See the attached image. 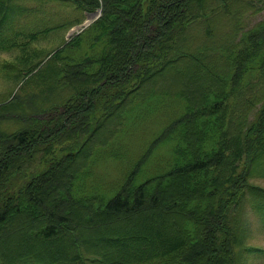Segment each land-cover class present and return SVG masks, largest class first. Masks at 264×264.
<instances>
[{
    "label": "trees",
    "instance_id": "16d2710c",
    "mask_svg": "<svg viewBox=\"0 0 264 264\" xmlns=\"http://www.w3.org/2000/svg\"><path fill=\"white\" fill-rule=\"evenodd\" d=\"M30 1L38 0H0V50L16 48V18L43 13L44 1L81 18L66 23L61 13L27 27L20 49L84 12L100 15L12 67L16 85L0 96V229L18 224L33 246L63 232L81 244L99 231L108 247L92 253L109 264H229L243 242L234 217L242 206L264 231V190L251 180H264V17L256 18L264 0H43L35 9ZM158 98L176 101L171 115L116 188L101 190L94 160L128 115ZM167 142L165 168L144 174ZM161 229L172 236L160 239ZM21 244L1 247L4 264H45L37 247L14 252Z\"/></svg>",
    "mask_w": 264,
    "mask_h": 264
},
{
    "label": "rangeland",
    "instance_id": "374dc122",
    "mask_svg": "<svg viewBox=\"0 0 264 264\" xmlns=\"http://www.w3.org/2000/svg\"><path fill=\"white\" fill-rule=\"evenodd\" d=\"M43 0L30 1L27 3L28 8H36L38 3H42ZM44 9L43 13L32 14L33 17H30L31 11L27 9L23 17L19 15L15 20L14 31L16 33L23 32L28 28L35 27L37 23L43 20L49 22L50 17L56 14H64L63 19L66 23L72 21L73 19H80V12L78 9H69L65 4L56 3V1H44L42 4ZM263 11V12H262ZM256 18L264 17V10H262ZM93 13L95 16L100 15V9H97L93 12H84L82 16V22L86 19L88 14ZM28 15L27 17H25ZM97 16V17H98ZM51 21V20H50ZM54 21V20H52ZM80 22L79 25L82 23ZM26 24V25H25ZM25 25V27H23ZM78 25V24H77ZM76 25L71 26L68 29H56L54 32H49L46 37L38 38L30 42L25 49H20L19 46L22 43L23 35H13L14 41L11 44H14L16 48L6 46L4 49L0 50V96L4 97L8 91L13 89L16 85V71L12 70L14 66H21L24 64L25 56H35L41 50L51 49L56 46L60 38L64 37L67 39V33L73 29ZM27 32V30L25 31ZM19 48V49H18ZM33 60H36L33 58ZM253 89L259 90V81L256 78H252ZM20 86V83H19ZM251 93V92H249ZM166 99V98H164ZM235 97L233 98V100ZM161 100H157L147 103L145 106L140 107L137 114L131 113L128 115V120L123 128L122 133L115 140L114 144L109 147V151L106 148H103V153L98 154L97 158L94 160V164L91 168V179L98 186H101V190L113 191L109 188L115 189L117 183L123 177L124 173L130 169V166L136 162L140 156L145 154V151L148 149L151 139L161 130L163 123L166 122L168 117L171 115L172 110L175 107V100L165 102L160 104ZM174 101V102H173ZM258 107V104L256 108ZM167 108V109H166ZM258 110V109H257ZM256 110H247V113L250 115V120L255 118ZM154 154L151 158L144 162V174L147 172L155 171L160 172L165 168V163L170 159L171 145L167 143H162L158 148L155 149ZM113 152H117L119 158L112 157ZM47 166L41 164L38 167V170H46ZM252 182L257 184L260 188L264 190V180L259 178L258 175H252ZM93 187H90L88 190H93ZM109 192V193H111ZM245 206L241 207V212L234 216L238 218L237 226L241 232L242 245L241 249H237L236 253L232 255V259L229 264H264V231L261 222H259L257 215L253 211H243ZM77 214V213H76ZM242 214V217H241ZM130 218V217H129ZM111 220H119L116 216L109 217L104 219V228H107L111 224ZM111 221V222H109ZM133 224L136 221L129 220ZM22 227L19 228L18 224L8 225L0 229V249L1 247H7V245H15L22 242L20 249H17V254H25L31 249H40L41 251L37 253V257L44 259L45 264H90L93 258H97L98 264H109V261L103 255H94L93 250H96L100 247L105 249L108 247V242L104 240L99 241L100 232L96 231V234H90L89 236H83L82 243L78 244L72 234L67 238L66 234L63 232V237L59 240L46 241L47 244H37L33 246L30 241L23 242L21 236ZM15 230V231H14ZM89 230L88 227L83 226L81 231ZM96 230V229H95ZM20 231V232H19ZM23 231V230H22ZM159 235L160 239H169L172 235L164 230L156 232ZM135 241V240H133ZM31 243V244H30ZM5 244V246H4ZM129 246L142 245L139 242H130ZM248 246H253L254 248H259L263 251H242L243 248ZM117 249L115 254H118ZM114 249H111V253ZM125 251L131 252L132 247L125 248ZM7 252V251H6ZM5 252V253H6ZM2 252L0 250V264H4V257L2 260ZM11 255L16 257L12 252ZM155 261V260H151ZM150 261V262H151Z\"/></svg>",
    "mask_w": 264,
    "mask_h": 264
},
{
    "label": "water",
    "instance_id": "95a60500",
    "mask_svg": "<svg viewBox=\"0 0 264 264\" xmlns=\"http://www.w3.org/2000/svg\"><path fill=\"white\" fill-rule=\"evenodd\" d=\"M97 16H95L93 13L88 14L86 19L80 25H76L67 33V39L73 36L74 34H78L79 32H81L85 27H87L91 22H93L97 18Z\"/></svg>",
    "mask_w": 264,
    "mask_h": 264
}]
</instances>
